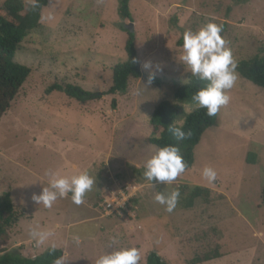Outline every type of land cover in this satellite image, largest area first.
I'll return each instance as SVG.
<instances>
[{"label":"rangeland","instance_id":"rangeland-1","mask_svg":"<svg viewBox=\"0 0 264 264\" xmlns=\"http://www.w3.org/2000/svg\"><path fill=\"white\" fill-rule=\"evenodd\" d=\"M5 1L0 0V13ZM118 4L48 0L38 27L15 52L14 62L30 75L0 118V194H10L20 218L0 239V255L34 258L54 244L67 254V264H95L112 250L109 244L116 237L115 247L141 251L140 264L152 251L168 264H188L215 252L221 257L204 264H264L262 89L239 76L227 90L230 103L217 113L219 126L205 131L194 150L193 167L170 185L154 181L152 187L138 170L156 151L148 144L159 133L149 124L154 108L161 99L173 103L175 89L194 78L179 59L183 32L214 22L222 25L221 36L237 62L264 57V0H131L132 21L118 18ZM50 14L54 19L48 21ZM130 23L143 76L130 80L124 94L85 104L59 92L45 95L53 84L105 92L112 68L126 59L127 34L121 27ZM149 60L153 68L146 70L142 65ZM156 65L162 70L156 71ZM153 73L162 85L151 84L141 96L134 95ZM206 166L217 172L215 186L202 176ZM48 170L61 176L88 170L94 189L81 205L69 197L45 209L31 198L47 186ZM110 179L138 188L134 221L105 218L97 210L106 188L114 186ZM195 187L207 189L208 195L190 209L181 208L182 197ZM177 188L180 197L169 213L154 196ZM36 227L53 233L40 247L28 235Z\"/></svg>","mask_w":264,"mask_h":264},{"label":"trees","instance_id":"trees-1","mask_svg":"<svg viewBox=\"0 0 264 264\" xmlns=\"http://www.w3.org/2000/svg\"><path fill=\"white\" fill-rule=\"evenodd\" d=\"M130 2L131 0H119L117 16L120 20L132 21ZM47 5L48 0H6L2 5L0 13V118L8 111L10 104L30 75V70L27 67L14 62L15 52L26 36L38 27L42 11ZM121 30L127 34L124 45L126 59L112 68V83L105 92L91 93L74 85L53 84L46 88L45 95L59 92L68 99L85 104L100 100L102 96L124 94L128 89L129 81L142 78L143 71L135 44V34L122 27ZM133 59L137 63H132ZM237 72L242 79L264 91V57L254 56L239 61ZM145 78L148 80L149 75ZM152 85L160 87L162 80L154 77ZM206 85L207 81H200L194 77L187 84L177 87L174 91V102L161 99L149 119V124L154 132L159 131V133L158 135L152 134L148 138V144L156 149L166 145L179 147L187 164L186 170L193 167L194 150L199 145L205 131L217 128L220 123L217 114L209 117L205 109L193 111L190 115L184 111L185 107L192 103V96ZM111 106L115 107V100H112ZM179 120H185L184 130L191 132L190 138L183 141L177 140L168 130L174 121ZM138 170L144 171V167H139ZM110 184L113 185V180L110 181ZM203 194L207 196L208 190L200 187L193 188L182 197L184 204L181 208H192L195 200L203 197ZM134 199L132 200L133 204L135 203ZM260 201L264 205V184L260 190ZM19 218L10 194L7 192L0 194V239L6 238L8 231L19 221ZM61 255L63 252L59 249H56L54 253H50V249H48L34 258L24 257L20 253H8L0 255V264H53L55 258ZM220 257V254L215 252L202 258H194L188 264L209 263ZM145 264L168 263L155 251H152L146 256Z\"/></svg>","mask_w":264,"mask_h":264},{"label":"clouds","instance_id":"clouds-1","mask_svg":"<svg viewBox=\"0 0 264 264\" xmlns=\"http://www.w3.org/2000/svg\"><path fill=\"white\" fill-rule=\"evenodd\" d=\"M34 6L35 3H34ZM48 21L54 19L53 15L46 18ZM222 25L214 22H208L198 30H186L182 34L183 52L179 59L183 65L187 66L191 76L200 81H207V85L199 89L191 98L192 103L185 107L186 114L193 111L205 109L209 117L215 116L223 106L230 103V95L227 90L233 89L239 79L237 72L238 62L235 59L232 49L228 42L222 38ZM132 63H137L135 59ZM143 68L148 70L153 68L152 61H145ZM159 65H156V71H161ZM154 79V73L149 75L146 83L141 84L134 95L141 96ZM189 81L186 80L187 84ZM185 120L174 121L168 128L169 132L179 141L190 138L191 132L184 130ZM187 168V164L181 155L180 149L174 145H166L156 149L154 154L145 162L143 177L154 187L153 182L170 185ZM45 175L48 177L47 186H44L40 194H33L32 200L37 205H42L45 209H51L58 199L69 198L75 205H81L85 202L87 194L93 191L95 178L88 170H83L79 174L71 176H61L58 172L48 170ZM203 178L212 186L217 181V172L212 167H204L202 170ZM180 191L174 189L171 192H156L154 200L156 203L164 206L165 211L171 213L179 200ZM30 239L35 246L40 247L49 241L53 233L50 231L39 230L38 227L30 228L28 231ZM79 241L77 240V243ZM118 243L116 237H113L109 248L112 250L106 252L95 260V264H140L141 251L136 247H115ZM158 243V242H157ZM56 247L53 244L50 253H54ZM53 264H67V254L55 258Z\"/></svg>","mask_w":264,"mask_h":264},{"label":"built area","instance_id":"built-area-1","mask_svg":"<svg viewBox=\"0 0 264 264\" xmlns=\"http://www.w3.org/2000/svg\"><path fill=\"white\" fill-rule=\"evenodd\" d=\"M113 184L114 186L106 188L104 196L96 204L97 210L105 218L129 217V221H134L137 215L132 200L136 197L138 188L119 185L114 181Z\"/></svg>","mask_w":264,"mask_h":264},{"label":"water","instance_id":"water-1","mask_svg":"<svg viewBox=\"0 0 264 264\" xmlns=\"http://www.w3.org/2000/svg\"><path fill=\"white\" fill-rule=\"evenodd\" d=\"M125 29H127L129 32H133V24L130 23L129 25L124 26Z\"/></svg>","mask_w":264,"mask_h":264},{"label":"crops","instance_id":"crops-1","mask_svg":"<svg viewBox=\"0 0 264 264\" xmlns=\"http://www.w3.org/2000/svg\"><path fill=\"white\" fill-rule=\"evenodd\" d=\"M67 212H68V210H67ZM60 213V212H59ZM58 213V214H59ZM101 218V217H100ZM99 218H91V219H88L89 221H93V220H98ZM57 226V225H56ZM35 257V256H34Z\"/></svg>","mask_w":264,"mask_h":264}]
</instances>
